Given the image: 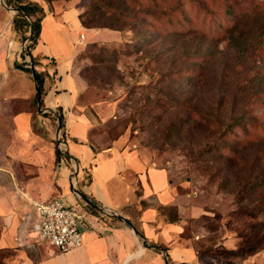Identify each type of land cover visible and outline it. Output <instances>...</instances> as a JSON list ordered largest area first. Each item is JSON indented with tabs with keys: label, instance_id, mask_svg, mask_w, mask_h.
<instances>
[{
	"label": "rangeland",
	"instance_id": "374dc122",
	"mask_svg": "<svg viewBox=\"0 0 264 264\" xmlns=\"http://www.w3.org/2000/svg\"><path fill=\"white\" fill-rule=\"evenodd\" d=\"M22 1L44 11L39 42L46 44L49 20L64 25L67 73L79 82L64 111L56 107L57 120L51 116L53 144L63 149L55 155L72 157L64 142L74 130L84 144L114 146L164 171L191 197L184 233L195 251L208 249L199 255L203 264H264V0ZM67 9L92 18V27L60 21ZM180 12L207 15L225 30L212 36L191 22L167 32L150 20ZM28 35L19 39L25 45ZM28 241L6 245L0 221V264H33V234Z\"/></svg>",
	"mask_w": 264,
	"mask_h": 264
},
{
	"label": "crops",
	"instance_id": "0c3cea01",
	"mask_svg": "<svg viewBox=\"0 0 264 264\" xmlns=\"http://www.w3.org/2000/svg\"><path fill=\"white\" fill-rule=\"evenodd\" d=\"M13 14L0 3V221L6 245L28 244L32 232L27 228L37 218L33 201L47 202L57 196L82 207L80 197L70 188L72 182L99 207H109L128 218L141 236L114 214L104 216L97 210L95 229L79 226L80 247L60 252L36 242L31 247L33 264H203L191 245V236L184 233L191 218V197L176 191L164 171L147 168L114 146L97 149L84 144L74 130L67 140L72 157L55 155L51 116L57 120L56 107L63 106L64 111L65 102L74 98V88L79 85L67 73L70 43L63 38L62 23H46V44L39 42L35 54L54 56L55 65L42 60L40 68L49 75L44 79L43 109L35 110V82L16 65L23 42L21 32L11 23ZM77 16L76 9H67L60 12L59 19L71 28H80ZM58 149L63 150L59 145ZM74 163L79 167L77 176ZM167 207L174 210L173 216L163 211Z\"/></svg>",
	"mask_w": 264,
	"mask_h": 264
},
{
	"label": "trees",
	"instance_id": "16d2710c",
	"mask_svg": "<svg viewBox=\"0 0 264 264\" xmlns=\"http://www.w3.org/2000/svg\"><path fill=\"white\" fill-rule=\"evenodd\" d=\"M4 3L6 4L7 7L14 8L16 10V12L11 18V23L16 29H18L21 32V36H23V39H25V36L27 35L31 26V35L27 41V44L24 47V50L21 51V55H20L21 59L20 62L16 64L17 67H19L20 69L31 75L30 65L32 64L35 67L37 66L41 67L43 65L42 60L44 58L47 59L46 65L54 66L55 65L54 56H40L38 54H35L37 45L39 44L38 42L40 41L39 36L42 30V21L44 17V11L42 7L38 3L23 2L22 0H5ZM229 8L226 7L223 9V11L229 13L231 12ZM182 13L183 12H180L179 16H177V14L175 15L153 14L150 16V20L151 23L155 25V27H157L162 31H167V32L188 30L189 28L188 26H190L191 22H193V25L200 26L204 31H206L209 35L212 36H217L225 30L224 27L221 26L222 21L219 22L217 19H213L211 17H208L207 15H201L199 12H196L195 16L193 15L191 18H189L187 15H183ZM78 19L83 27L85 28L92 27L90 25L92 22V18L86 19L84 18V14L80 13L78 15ZM230 22H232V25L226 30H230L239 21L235 19V21H230ZM26 55L30 57L31 61L25 60ZM37 62L39 64H37ZM47 75H49V73L46 70L40 69L38 71L37 70L35 71L36 93L33 98V105H37V103L40 104V107H42L43 105L44 79L45 76ZM211 148L214 147L212 146ZM56 153L57 154L59 153L58 149L56 150ZM81 203L91 212L93 213L98 212L97 209H94L85 202L81 201ZM196 252L197 255L199 256L206 254V252H208V249L201 250L199 248L198 251L196 250ZM223 253L238 254L237 251L232 249H224ZM5 254L6 252L0 250V255H1L0 258L5 257L6 256ZM176 264H192V263L179 262Z\"/></svg>",
	"mask_w": 264,
	"mask_h": 264
},
{
	"label": "built area",
	"instance_id": "2783aa9c",
	"mask_svg": "<svg viewBox=\"0 0 264 264\" xmlns=\"http://www.w3.org/2000/svg\"><path fill=\"white\" fill-rule=\"evenodd\" d=\"M85 40V35L81 34L79 43ZM25 44H23L24 50ZM37 218L31 226V232L38 243H47L60 252L82 245L81 224L95 229L97 217L84 205H67L61 197H54L47 202L33 201ZM102 215L116 213L109 207H101Z\"/></svg>",
	"mask_w": 264,
	"mask_h": 264
},
{
	"label": "water",
	"instance_id": "95a60500",
	"mask_svg": "<svg viewBox=\"0 0 264 264\" xmlns=\"http://www.w3.org/2000/svg\"><path fill=\"white\" fill-rule=\"evenodd\" d=\"M0 2H1V5L6 9V10H8V11H10V12H13V13H15V9L14 8H10V7H7L6 6V4L4 3V0H0ZM31 35V26H30V29H29V35L28 36H30ZM29 57V56H28ZM29 61H30V57H29ZM30 68H31V75H32V78H33V80H34V82H35V85H36V81H35V68H34V66L31 64L30 65ZM60 124H59V120H58V129H57V131H59V129H60ZM64 144L66 145V147H67V144H66V142H64ZM67 150H68V148H66ZM78 163H75V175H76V173H77V171H78ZM70 188H71V190L78 196V197H80V199L82 200V201H84L86 204H88V205H90L91 207H93L94 209H97V210H101V207H99L94 201H92L87 195H85L84 193H82L80 190H78L74 185H73V183L72 182H70ZM114 214V216H116L118 219H121L122 221H124L132 230H133V232L136 234V235H138V236H141V234L139 233V231L135 228V226L132 224V222L128 219V218H126V217H124V216H122V215H120V214H118V213H113ZM143 244L145 245V246H147L146 245V243L145 242H143Z\"/></svg>",
	"mask_w": 264,
	"mask_h": 264
}]
</instances>
